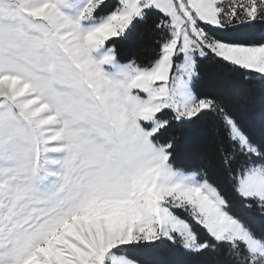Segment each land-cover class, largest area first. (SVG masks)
Here are the masks:
<instances>
[{"label":"snow or ice","instance_id":"1","mask_svg":"<svg viewBox=\"0 0 264 264\" xmlns=\"http://www.w3.org/2000/svg\"><path fill=\"white\" fill-rule=\"evenodd\" d=\"M257 90L264 0H0V264H264Z\"/></svg>","mask_w":264,"mask_h":264},{"label":"trees","instance_id":"2","mask_svg":"<svg viewBox=\"0 0 264 264\" xmlns=\"http://www.w3.org/2000/svg\"><path fill=\"white\" fill-rule=\"evenodd\" d=\"M153 34L138 30L121 45L122 59L135 58L139 63H147L155 55ZM203 77L197 87L204 91H213L224 95L231 94L228 85L220 84L207 67L202 69ZM250 114L256 121L264 119V91L257 90L251 100ZM207 129L203 125H193L183 136L182 155L187 162H194L202 155ZM207 162V161H206ZM156 259L160 264H195L196 258L178 251H165Z\"/></svg>","mask_w":264,"mask_h":264}]
</instances>
